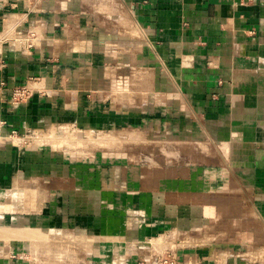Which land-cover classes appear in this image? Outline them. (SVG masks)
<instances>
[{
	"label": "crops",
	"instance_id": "crops-1",
	"mask_svg": "<svg viewBox=\"0 0 264 264\" xmlns=\"http://www.w3.org/2000/svg\"><path fill=\"white\" fill-rule=\"evenodd\" d=\"M0 5V122L25 138L0 151V264H134L168 238L183 264H264V0ZM61 126L133 144L63 158Z\"/></svg>",
	"mask_w": 264,
	"mask_h": 264
},
{
	"label": "rangeland",
	"instance_id": "rangeland-1",
	"mask_svg": "<svg viewBox=\"0 0 264 264\" xmlns=\"http://www.w3.org/2000/svg\"><path fill=\"white\" fill-rule=\"evenodd\" d=\"M6 0H1L0 2H5ZM86 0H83L85 2ZM35 0H30V3H34ZM110 4H117V0H110ZM4 5V4H3ZM2 6V5H0ZM4 7V6H3ZM43 133H45L46 140L45 144L48 146H52L55 150L61 151V155L63 158H69L70 156L73 159L77 160H84L85 158L91 156L94 152L97 150H103L106 147H109L110 150L117 148L118 146L120 149L124 147V145L128 144L132 146L133 142L126 141V140H114V139H104V135H101V133H89L86 131H79L76 130L70 126H61L59 128H49L45 130ZM79 141V142H78ZM125 141V142H124ZM42 143V142H41ZM145 149H148V147ZM147 158H144L146 160ZM46 240V241H45ZM71 241V242H69ZM151 241V240H148ZM168 242H171V244H176V240L173 241L171 238L167 239ZM76 242V239H59L55 241L53 237L46 236L44 239V244L47 245L46 248H52L54 244H59L61 246V251L57 252L55 255L57 256L58 261H63L68 257H75L74 251L70 250L73 248L74 244ZM170 244H167V246ZM35 252L33 253V257H38L40 251H43V249L39 245L34 246ZM50 250V249H48ZM44 253L45 255H53L52 252ZM32 257V254H31ZM140 260L147 261L148 258H143ZM139 261V260H138Z\"/></svg>",
	"mask_w": 264,
	"mask_h": 264
},
{
	"label": "built area",
	"instance_id": "built-area-1",
	"mask_svg": "<svg viewBox=\"0 0 264 264\" xmlns=\"http://www.w3.org/2000/svg\"><path fill=\"white\" fill-rule=\"evenodd\" d=\"M30 35H34V32H30ZM19 41L26 47H32L31 40L24 36H18ZM30 95L28 91L24 89H16L13 94V98L17 101L25 99ZM8 126L5 122H0V151L6 145L21 146L25 143L24 136L15 129L7 130ZM172 246V247H171ZM177 245H150V257L149 260H139L134 264H183L178 255L179 249Z\"/></svg>",
	"mask_w": 264,
	"mask_h": 264
},
{
	"label": "bare ground",
	"instance_id": "bare-ground-1",
	"mask_svg": "<svg viewBox=\"0 0 264 264\" xmlns=\"http://www.w3.org/2000/svg\"><path fill=\"white\" fill-rule=\"evenodd\" d=\"M79 142V141H78Z\"/></svg>",
	"mask_w": 264,
	"mask_h": 264
}]
</instances>
